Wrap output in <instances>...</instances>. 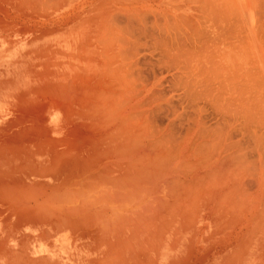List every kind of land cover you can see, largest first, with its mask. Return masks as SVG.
I'll return each mask as SVG.
<instances>
[{
    "label": "bare ground",
    "instance_id": "bare-ground-1",
    "mask_svg": "<svg viewBox=\"0 0 264 264\" xmlns=\"http://www.w3.org/2000/svg\"><path fill=\"white\" fill-rule=\"evenodd\" d=\"M185 1L0 0V264H264V0Z\"/></svg>",
    "mask_w": 264,
    "mask_h": 264
},
{
    "label": "rangeland",
    "instance_id": "rangeland-1",
    "mask_svg": "<svg viewBox=\"0 0 264 264\" xmlns=\"http://www.w3.org/2000/svg\"><path fill=\"white\" fill-rule=\"evenodd\" d=\"M177 1H178V3H177ZM185 1V0H184ZM183 0L181 1V0H176V4H180L181 6H183V4H186L185 2H184ZM184 2V3H183ZM257 2H258V0H252V2H251V8L250 9H254V8H252V7H254L256 4H257ZM173 4H175V3H172V4H170V6L171 5H173ZM175 4V5H176ZM197 4V3H196ZM175 5H173L170 9L171 10H173V12H171V14H177L178 12H180V13H184V10L186 9L185 7L184 8H181V6H178V8H177V5L175 6ZM175 6V8H173ZM180 7V8H179ZM177 8V9H176ZM215 8V7H214ZM175 9L177 10V11H175ZM179 10V11H178ZM226 13H227V15H228V18H229V20H227V24L228 23H230V21H231V24H235V23H237L238 25L239 24H241L242 25V27H241V29H242V32H244L245 30L247 31V26L249 25V26H252V25H250V24H252V23H254L255 21H256V18H255V20L254 19H252V21L253 22H250V18H249V15H247V19L248 20H245L246 18L242 15V13L241 14H239V12L238 11H233V12H230V11H225ZM225 12L223 13V15L225 14ZM237 12V13H236ZM180 13H178V14H180ZM182 13V14H183ZM177 14V15H178ZM235 15H236V17H235ZM225 16V15H224ZM237 16H239V19H240V17L242 18V16H243V20L241 21V19H240V22L238 23V18H237ZM226 17V16H225ZM180 21V20H179ZM178 21V22H179ZM247 21V23H245ZM232 22H234V23H232ZM248 22H250L249 24H248ZM180 23H181V21H180ZM245 24V27L244 28H246V29H244L243 30V25ZM248 24V25H247ZM240 26V25H239ZM239 26H238V28H239ZM202 31H203V28L201 27L200 28ZM243 35V34H242ZM239 37H240V34H239ZM257 43V42H256ZM255 43V44H256ZM238 44H239V42H238ZM248 51V50H247ZM245 52L244 51V53H239V54H236V57H234V58H236L235 60V62L237 63H240L241 64V66H242V69L243 70H245V69H248V71H250V72H252L251 73V77H253V78H255L256 80H259L260 82V84L258 83V81L256 82L257 84H259V86H261L262 84H263V86H264V83H262L261 84V81L262 82H264V71L261 73V74H259V73H257V71L255 72L253 69H251L252 68V65H254L253 63L255 62V63H257V55L255 56V53H254V50H249V53L248 52ZM260 57H262V58H264V55H262V54H260V55H258V58H260ZM256 60V61H255ZM251 61V62H250ZM249 62V63H248ZM259 62V61H258ZM251 67V68H250ZM250 69V70H249ZM1 71V70H0ZM249 76H250V74H249ZM261 76H262V78H261ZM251 77H249L250 79H252ZM260 79H259V78ZM14 78L17 80V78H16V76L14 75ZM255 79H252L251 81H248V83H254L255 81H253V80H255ZM263 79V80H262ZM18 81V80H17ZM253 81V82H252ZM256 83H254V84H251V85H255ZM250 85V84H249ZM263 86H261L258 90H259V94L260 93H263L264 94V87ZM258 87V85L256 86L255 85V87L254 88H252L253 90H255L256 88ZM263 88V90L261 91V89ZM251 90L249 89V92H250ZM252 93H254V91L253 92H251V94ZM252 95H254V94H252ZM260 95H262V94H260ZM260 97H262V96H260ZM263 98H264V95H263ZM263 98H261V99H263ZM264 101V100H263ZM264 104V103H263ZM34 125H35V127H36V124L34 123ZM32 131V132H31ZM31 135H33V130L31 129ZM26 135L28 134V133H25ZM29 135V134H28ZM26 138V137H25ZM24 137H23V139H25ZM28 139V138H27Z\"/></svg>",
    "mask_w": 264,
    "mask_h": 264
}]
</instances>
